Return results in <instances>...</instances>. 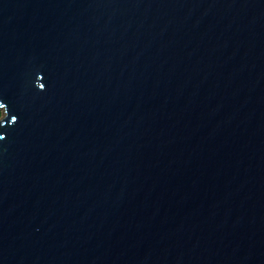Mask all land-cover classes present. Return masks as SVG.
Returning a JSON list of instances; mask_svg holds the SVG:
<instances>
[{
  "label": "water",
  "instance_id": "95a60500",
  "mask_svg": "<svg viewBox=\"0 0 264 264\" xmlns=\"http://www.w3.org/2000/svg\"><path fill=\"white\" fill-rule=\"evenodd\" d=\"M0 264H264V0H0Z\"/></svg>",
  "mask_w": 264,
  "mask_h": 264
},
{
  "label": "rangeland",
  "instance_id": "374dc122",
  "mask_svg": "<svg viewBox=\"0 0 264 264\" xmlns=\"http://www.w3.org/2000/svg\"><path fill=\"white\" fill-rule=\"evenodd\" d=\"M4 117V111L0 109V119Z\"/></svg>",
  "mask_w": 264,
  "mask_h": 264
}]
</instances>
